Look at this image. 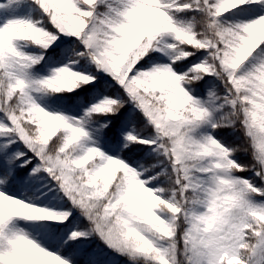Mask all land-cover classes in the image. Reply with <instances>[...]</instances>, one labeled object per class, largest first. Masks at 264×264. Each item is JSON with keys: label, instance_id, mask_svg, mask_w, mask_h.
<instances>
[{"label": "snow or ice", "instance_id": "snow-or-ice-1", "mask_svg": "<svg viewBox=\"0 0 264 264\" xmlns=\"http://www.w3.org/2000/svg\"><path fill=\"white\" fill-rule=\"evenodd\" d=\"M0 264H264V0H0Z\"/></svg>", "mask_w": 264, "mask_h": 264}, {"label": "trees", "instance_id": "trees-1", "mask_svg": "<svg viewBox=\"0 0 264 264\" xmlns=\"http://www.w3.org/2000/svg\"><path fill=\"white\" fill-rule=\"evenodd\" d=\"M96 243H99L98 241H94L91 245H90V247H95V245H96ZM103 247V246H102ZM103 259L105 260V261H108V257H103Z\"/></svg>", "mask_w": 264, "mask_h": 264}]
</instances>
